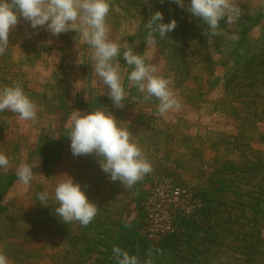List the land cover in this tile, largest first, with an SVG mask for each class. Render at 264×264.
Returning a JSON list of instances; mask_svg holds the SVG:
<instances>
[{
    "label": "rangeland",
    "instance_id": "obj_1",
    "mask_svg": "<svg viewBox=\"0 0 264 264\" xmlns=\"http://www.w3.org/2000/svg\"><path fill=\"white\" fill-rule=\"evenodd\" d=\"M236 2L241 18L220 25L238 35L233 41L207 40L200 22L173 0H110L108 38L128 40L181 101L163 116L155 97L129 86L123 58L126 104L115 108L79 33L52 37L21 20L0 55V88L21 85L38 118L0 112V152L10 160L0 169V252L8 264H117L114 247L139 264H264V0ZM155 11L177 26L152 41L145 23ZM92 109H109L129 128L153 169L136 182L142 188L110 182L95 154H71V116ZM21 163L33 167L30 185L18 180ZM65 174L99 207L87 226L59 220L51 196L48 206L37 201ZM151 175H171L204 202L196 218L158 242L146 239L142 222Z\"/></svg>",
    "mask_w": 264,
    "mask_h": 264
},
{
    "label": "clouds",
    "instance_id": "obj_2",
    "mask_svg": "<svg viewBox=\"0 0 264 264\" xmlns=\"http://www.w3.org/2000/svg\"><path fill=\"white\" fill-rule=\"evenodd\" d=\"M185 9L203 26L202 35L210 40L224 35L227 39L238 40L236 34L228 35L221 28V22L233 24L243 12L236 0H173ZM110 0H0V55L8 48L10 33L20 24L27 22L34 30L43 28L52 37L74 31L92 49L96 76L107 88V95L113 107L123 108L127 91L119 71L117 58H123L131 68L127 75L129 86H134L145 98L155 97L159 101L158 111L164 115L170 110L181 108L180 99L170 88V81L157 75V67L145 62L137 54L128 40L115 42L108 38ZM177 26L172 19L165 23L163 13L155 11L145 23L148 38L155 41L156 36L164 39ZM9 110L19 115L21 120L35 121L38 118L36 103L25 93L19 84L0 88V112ZM70 151L74 157L95 154L99 158L101 170L110 181H119L123 186L132 187L145 175L152 172V165L144 156L142 149L132 139L129 128L122 125L107 109H92L87 113L76 110L71 116L68 134ZM9 157L0 152V169L7 170ZM18 180L30 185L33 167L21 163L16 170ZM59 181L50 194L43 191L37 194V201L48 206L54 199L57 207L54 213L65 224L73 221L83 226L90 224L98 214L99 207L89 200L84 187L70 175ZM117 264H139L135 255H130L120 247H114ZM0 264H8V258L0 252ZM146 264H151L147 261Z\"/></svg>",
    "mask_w": 264,
    "mask_h": 264
},
{
    "label": "built area",
    "instance_id": "obj_3",
    "mask_svg": "<svg viewBox=\"0 0 264 264\" xmlns=\"http://www.w3.org/2000/svg\"><path fill=\"white\" fill-rule=\"evenodd\" d=\"M152 186L143 204V229L151 242L173 236L181 221H190L204 208L202 198L171 175H151Z\"/></svg>",
    "mask_w": 264,
    "mask_h": 264
},
{
    "label": "crops",
    "instance_id": "obj_4",
    "mask_svg": "<svg viewBox=\"0 0 264 264\" xmlns=\"http://www.w3.org/2000/svg\"><path fill=\"white\" fill-rule=\"evenodd\" d=\"M89 161H92V160H89ZM100 165H98V168L100 169V167H99ZM92 169H93V174H96L97 172L99 173V170H97V169H94L93 167H92ZM88 170V168H86V171ZM104 174V173H103ZM97 175V174H96ZM102 175V174H101ZM111 182V181H110ZM109 183V182H108ZM110 184V183H109ZM137 185V184H136ZM103 186V185H102ZM137 187H141L142 188V184H138L137 185ZM144 187V186H143ZM89 195L90 196H92L90 193H89ZM123 212H124V209H123Z\"/></svg>",
    "mask_w": 264,
    "mask_h": 264
}]
</instances>
